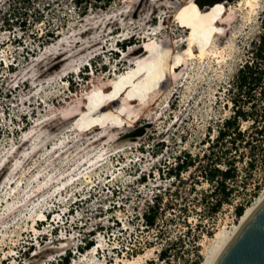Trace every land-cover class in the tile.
<instances>
[{"label":"rangeland","instance_id":"rangeland-1","mask_svg":"<svg viewBox=\"0 0 264 264\" xmlns=\"http://www.w3.org/2000/svg\"><path fill=\"white\" fill-rule=\"evenodd\" d=\"M198 4L225 13L205 41L210 54L189 59L187 38L208 13ZM249 9L239 0H0V264L204 260L216 232L239 223L236 206L264 192V152L252 166L249 151L238 160L231 201L216 212L215 184L199 169L168 170L184 152L207 151L230 114L228 89L264 31V0ZM156 196L149 228L142 213Z\"/></svg>","mask_w":264,"mask_h":264},{"label":"trees","instance_id":"trees-1","mask_svg":"<svg viewBox=\"0 0 264 264\" xmlns=\"http://www.w3.org/2000/svg\"><path fill=\"white\" fill-rule=\"evenodd\" d=\"M95 1L111 2V0ZM74 2L76 7H81L83 4H89L91 0H74ZM211 3L214 2L207 1V4ZM199 7L209 12L219 6L201 8L202 6L199 5ZM228 92L229 101L225 106L230 114L220 122L213 137L210 134L207 151L196 156L190 152H184L177 157L175 168L168 170V175H174L177 178L182 172L192 167L199 169V173L209 183L215 184L211 192V195L215 197L212 206L215 212L231 201L230 197L234 191L231 182H235L238 178V160L249 151L253 155L249 162L252 166L255 152L257 150L264 152V31L257 40L252 42L248 59L240 67L236 80ZM143 133L144 127L136 129L132 132V137H139ZM236 153L240 154L236 155ZM257 187L255 194L259 189ZM161 200L162 197L156 196L153 204L142 213V219L149 228L155 227L158 223ZM246 208L244 203L237 205L236 215L242 217ZM93 245L89 243L86 247L90 248ZM160 257L162 259L168 257V248L161 250ZM201 262L202 257L199 255L195 264H201ZM57 264H70V259L65 257Z\"/></svg>","mask_w":264,"mask_h":264},{"label":"bare ground","instance_id":"bare-ground-1","mask_svg":"<svg viewBox=\"0 0 264 264\" xmlns=\"http://www.w3.org/2000/svg\"><path fill=\"white\" fill-rule=\"evenodd\" d=\"M239 3L243 7L244 5H246L247 8L249 7L250 8L249 10L251 12H254L257 9V7L260 6V0H244V1L239 0ZM224 13L225 11L223 9L211 10L208 13L201 15L198 18L197 25H195L191 29V33L187 38V43L190 45V48H188L189 59L195 57L204 59L206 56L210 54V51L207 50V48H205L204 46L205 41L207 39V36L209 35V32L214 26V23L220 20L221 17L224 15ZM213 56L216 58L217 63H221L225 60V56L218 54V52L214 53ZM44 127L53 129L54 125L52 123H46L45 125L42 126V128ZM27 142L28 141H26L25 144ZM20 149L21 147H19L18 150ZM263 200H264V192L256 199V201L252 205H249L246 208L244 214L242 215V217H240L239 223L235 224L231 230L225 228L216 232L215 236L212 239V246L210 247V250L208 251L207 255L205 256L201 264H216L220 256L223 254L227 246L230 244L234 236L237 234L238 230L240 229V226L244 222H246V220L254 213L256 208ZM140 257L141 256H139V258ZM137 262L138 260H136L135 258L134 260L124 261V264H136Z\"/></svg>","mask_w":264,"mask_h":264},{"label":"water","instance_id":"water-1","mask_svg":"<svg viewBox=\"0 0 264 264\" xmlns=\"http://www.w3.org/2000/svg\"><path fill=\"white\" fill-rule=\"evenodd\" d=\"M216 264H264V200L240 226Z\"/></svg>","mask_w":264,"mask_h":264}]
</instances>
